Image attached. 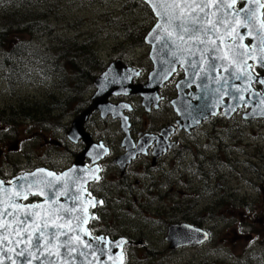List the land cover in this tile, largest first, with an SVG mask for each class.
Segmentation results:
<instances>
[{
  "label": "flooded vegetation",
  "instance_id": "1",
  "mask_svg": "<svg viewBox=\"0 0 264 264\" xmlns=\"http://www.w3.org/2000/svg\"><path fill=\"white\" fill-rule=\"evenodd\" d=\"M260 1L261 5L264 4V0ZM245 6L241 2L235 9H244ZM262 16L264 19V8ZM252 44L254 42L248 40L244 45L250 50ZM260 45L257 41V46ZM127 50L130 49L114 48L112 52L116 53L106 52L107 58L100 60L101 63L90 61L93 73L81 80L76 79L70 86L73 91L62 90L63 107L52 106L43 114L39 107L33 111L29 109L27 113L16 105L7 110L8 125L0 123L1 149L6 150V154L0 157V181L10 184L14 178L39 168L57 175L69 173L79 160L80 169L87 174L84 177L87 195L96 202L89 210L88 230L95 237L107 236L112 241L125 239L135 244L128 245L124 251L128 256H134L138 250L144 251L146 255L136 259L144 264L150 260L153 264L166 263L162 258L163 250L160 249V261L156 263L155 258L149 256L154 249L146 239L144 242L138 235H132L135 228L124 223L128 215L125 208L119 206L126 204L129 210L135 200L149 208L152 204H147V198L160 196L159 188L163 191L175 186L184 187L190 192L191 202L187 192H177L173 188L171 192L175 196L168 195V199L173 204L170 211H174L175 216L167 218L170 221L162 228L166 233L161 242L176 252L172 254L178 256L188 250L201 254L215 242L213 248H208L207 257L216 253L218 264H230L231 254L238 246L239 251L241 243L248 238H253L248 242V248L261 252L264 242L260 238V245L256 246L258 239L254 234H227L230 221L251 232L253 225L250 222L254 217L248 212L253 211L252 208L259 210L262 206L260 211L264 214V199H256V195H264V148L261 146L264 118L252 116L253 106L264 111V84L256 82L257 77L264 80V67L260 65L264 53L258 49L252 54L256 61H249L253 65L251 69L240 67L239 72L254 73L250 84L247 80L234 84L249 85L251 89L245 96L247 102H241L242 105H239L240 100L231 101L226 94L215 99L213 93L205 90L197 74L189 80L186 70L179 66L151 100L138 94H106L103 97L105 104L95 107L96 80L116 62L133 71V87L148 84L154 70L149 58L150 49H145L146 58L139 60ZM210 73L213 79V71L208 72L205 68L199 72L200 79L208 81ZM222 75L223 71H219L217 77ZM49 90H54L53 86ZM93 106L91 113L81 120V130L72 135L77 120ZM114 107L115 113H111ZM23 117L26 119L24 122ZM39 124L44 126L39 127ZM59 138L61 140H57ZM38 139L45 143L42 151L34 144ZM11 145L17 152L16 156H12ZM25 145L35 150L27 151L23 149ZM35 153H41L38 156L41 161L36 164L31 159ZM22 158L27 161H22ZM97 170L98 175L95 176ZM97 176L99 178L95 179ZM148 185L146 192L152 195H134ZM38 202L31 198L25 204ZM200 203L204 205L201 207ZM231 209L238 213L229 219L225 211ZM215 210L221 213L215 215ZM244 214L248 216L246 220ZM174 225H186L200 231L202 236L190 235L181 241L185 246L179 243L174 249L167 241ZM223 226L225 228L220 232ZM254 226L257 231V225ZM215 232L221 236L215 237ZM225 243L231 252L228 255L224 253ZM207 262L210 264L211 260Z\"/></svg>",
  "mask_w": 264,
  "mask_h": 264
},
{
  "label": "snow or ice",
  "instance_id": "2",
  "mask_svg": "<svg viewBox=\"0 0 264 264\" xmlns=\"http://www.w3.org/2000/svg\"><path fill=\"white\" fill-rule=\"evenodd\" d=\"M151 2V0H149ZM243 3H250L251 0H242ZM259 3V0H255ZM237 0H231L230 3L226 0H220V3H216V0H191L184 4L172 3L162 4L164 12H157L156 15H164L166 19L171 22L173 20L178 21L179 32H177V39L183 41L185 36L189 39L195 38V41L199 45H211L210 49L205 47L201 50L199 60L204 62V53L211 51L216 53L212 57L213 61H222V67L224 71L229 73V76L233 80H247L249 84L252 82L254 73L250 71L237 72L236 61L240 62V66L246 69H251L253 65L247 63V59L252 57V50L257 48V44L251 45L249 51L243 49L247 46L237 44V40L244 39V36L252 37L258 41L259 44L264 45V19H261L257 15V11L254 8L235 9ZM156 7V5H153ZM264 8V4L260 5ZM215 9V11L213 10ZM240 12H243V20L238 19ZM211 17H215L212 19ZM232 17V19H229ZM258 22V26H257ZM239 26L244 29L243 34H237V36L231 39L227 45L228 51H225L220 45L216 43L218 39L221 44L224 43L225 36H231V33L235 31V26ZM251 25V27H249ZM157 29L161 28V25L156 26ZM224 27L225 32L220 33L219 28ZM168 37L172 36L171 32L165 29ZM182 33V34H181ZM215 36L216 39H212L209 34ZM255 33V34H254ZM229 52L235 58L229 60ZM222 53V54H221ZM261 67H264V56L260 59ZM231 69V70H230ZM202 71L203 69H197ZM211 70L216 71V64H211ZM219 82V78L217 80ZM257 83L264 84V80L256 78ZM219 91V89H217ZM244 91L251 92L250 87L247 88H235L236 93H242ZM234 99L240 100L241 96H234ZM98 171V170H97ZM40 172H44L43 169ZM36 174L34 173L33 176ZM54 173H47V176L52 177ZM67 176V173L64 174ZM98 179L99 177H94ZM59 179V178H57ZM5 181H0V192L8 194V189H5L3 185ZM10 183V182H9ZM44 183L47 188V192L41 190L35 195L44 197L43 204H23L17 203V200H27L31 193L28 190L17 191L13 194L15 199H4L0 197V264H17L18 258H23L22 264H33L34 261L39 264H61L62 260L71 261L76 257H82L83 251H80L75 246V241H79L82 235H90L87 229L83 228V225L87 223V217L83 215L87 209L82 208L81 215L73 217V212L76 210V205L79 202L80 192L73 189L70 194L66 189V185L61 184L60 188L51 184V181H40ZM33 185L29 184V189ZM64 196L72 200V206L70 208L63 209L60 212L62 205H58L59 197ZM102 203V201H100ZM50 205L45 216H41V210L45 208V205ZM7 217V219H6ZM76 220V224L72 225V220ZM57 221H62L57 223ZM15 235L16 240H10L9 236ZM61 237L64 239L61 240ZM59 241L58 244L53 242ZM96 243L106 244L104 237L96 238ZM24 246L16 251L14 247L5 245H20ZM81 246L84 249L91 247L88 241H81ZM52 248L63 249L61 253L59 250L52 251Z\"/></svg>",
  "mask_w": 264,
  "mask_h": 264
},
{
  "label": "water",
  "instance_id": "3",
  "mask_svg": "<svg viewBox=\"0 0 264 264\" xmlns=\"http://www.w3.org/2000/svg\"><path fill=\"white\" fill-rule=\"evenodd\" d=\"M144 2L152 11L155 19L156 24L148 34V36L145 39V43L147 45H150L152 47L151 51V59L154 63V71L150 75V81L148 84L144 87H132L131 81H132V72L129 69H123V67L119 65H115L114 68H110L108 72L104 73L97 81H96V87L98 88V93L95 96V107L100 106L104 103V96L106 94H138L141 96H144L148 98L152 93H156L160 86L168 81V77L170 78L171 75L175 73V70L181 66L186 70L187 77H189V80H192L194 78V75H198V80L202 83H204L203 79H200V74L197 69H205L208 68V72H211V64H216V71L213 72V79L208 80V83H205V90H208L210 94H214L213 97L216 99L218 97H222L226 94V97H228L231 101L234 99V96L241 95L242 99H240L239 105H242V103L247 102L245 100V96L247 95L248 91H244L242 93H236L235 88H247L245 85L241 86H235L234 84L239 82V80H233L229 73L224 71V68L221 66L222 61H213L212 57L214 55H217L216 53H212L211 51L204 53V62L201 63L199 60V56L201 54V50L205 47L209 48L211 45H199L196 43L195 38L189 39L187 36H185V39L183 41L177 39V32H179L178 28V21H171L169 22L164 15H156L157 12H164V8L161 7L162 4H172V3H180L184 4L186 2H191V0H139ZM226 2L230 3L231 0H226ZM242 0H237V3H241ZM216 3H220V0H216ZM246 4V3H245ZM153 5H156V7H153ZM261 1L259 0V3H256L255 0H251L250 3H247L245 8H254L257 11V15L263 18L262 16V7H260ZM215 11V9H213ZM243 12H240L238 19L243 20ZM212 19H215V17H211ZM229 19H232V17H229ZM161 25L162 27L157 29V25ZM251 27V25L249 26ZM165 29H167L168 32L172 33L171 37L167 36V33L165 32ZM220 33L225 32L224 27H220L219 29ZM243 34L244 29L239 27L238 25L235 26V31L231 33V36H225L224 43L221 44V42L217 39L216 43L220 45L222 48H224L225 51H228L227 45L229 41L237 36V34ZM182 34V33H181ZM255 34V33H254ZM212 39H216L215 36H212L211 33L209 34ZM251 40L254 43L257 44V41L254 40L252 37L244 36V39L237 40V44L244 45L246 41ZM260 50L264 53V46L260 45L257 46L255 50H252V54L256 50ZM244 51H249V48L246 47V49H243ZM222 54V53H221ZM254 57V56H252ZM235 59L231 52H229V60ZM256 61L254 58L247 59V63L249 64V61ZM236 67V71L239 72L240 70V62L237 60L236 64L234 65ZM231 70V69H230ZM129 71V74L127 72ZM219 71H223L222 76L217 77ZM194 74V75H193ZM209 78H211V73ZM219 78V82H217ZM222 79L225 81V86L223 87L224 83L221 82ZM211 82V84H210ZM243 84V83H242ZM219 89V91H217ZM98 97V98H97ZM235 100V99H234ZM101 102V104H100ZM202 103H204V100H202ZM250 103V102H249ZM98 104V105H97ZM94 106L87 112H85L75 123L73 133H77L81 130V120H83L85 117H87L91 111L93 110ZM116 107H114L111 111V113H115ZM110 110V109H109ZM214 110V109H213ZM254 112L252 113V116H257V118L262 117L264 118V111L262 109H258L255 106H253ZM126 124V123H125ZM80 161L78 160L73 169L67 173V176L64 174L57 175L55 174L52 177L47 176V173L49 171L44 170V172H40V170L34 172L36 175L33 176L32 174H26L21 175L20 177L13 180L12 184H4L3 187L5 189H8V194L5 195L4 192H0V197H3L4 199L12 198L15 199L13 194L17 191H25L28 190L33 194H30L28 198L31 197H39L43 200L41 204L44 203V197L35 195L34 193H38L41 190H44L47 192V188L45 187L44 183H40V181H51V184L54 185L57 188H60L61 184L66 185V189L61 190H67L70 194L73 192V189L80 192V198L79 202L76 205V210L73 212V217L76 215H81V209L86 208V213H83V215L87 216L89 209L91 207L93 208L96 204L95 201H91L88 199V195L86 192V185L84 184L85 178L87 176L86 172L80 169ZM52 173V172H51ZM98 175V171L95 172V176ZM98 177V176H97ZM59 178V179H57ZM32 184L33 186L29 189V184ZM84 184V185H83ZM26 200H17V203H23ZM58 205H62L63 207L60 209V212H63V209L70 208L72 206V200L68 197L61 196L58 200ZM51 207L50 205H45V208L41 210V216H45V214L48 211V208ZM89 217V214H88ZM7 219V217H6ZM90 219V217H89ZM62 221H57V223H60ZM76 224V220H72V225L74 226ZM87 224L83 225V228L87 229ZM88 231V229H87ZM197 230L192 229L191 227L184 226V225H178L173 226L170 229V235L167 238V241L171 242L174 246V249L178 247V244H175V237H181L180 238V244L181 246H185V242H181L182 239H187L190 235L193 236L195 233H199ZM89 232V231H88ZM205 233V232H203ZM206 234V233H205ZM10 240H16L17 237L13 234L9 236ZM64 238L61 237V240ZM206 240V239H205ZM204 240V241H205ZM81 241H88V243L91 245V247L84 249L81 246ZM105 241H107L106 244H97L96 238H94L91 234L90 235H82L80 237L79 241H75V246L78 250L83 251L84 255L82 257H76L72 259L71 261L62 260L61 264H124V247L125 245L130 244L127 240L121 239L118 241H112L109 238H105ZM54 244H58L59 241L53 242ZM184 243V244H183ZM187 243V242H186ZM203 243V242H201ZM175 244V245H174ZM12 246L15 248L16 251H19L21 247H23V244L20 245H5V247ZM52 251L59 250L61 253L63 252V249H56L52 248ZM23 258L17 259V264H22ZM5 264H7V261H5ZM33 264H39V262L34 261Z\"/></svg>",
  "mask_w": 264,
  "mask_h": 264
},
{
  "label": "rangeland",
  "instance_id": "4",
  "mask_svg": "<svg viewBox=\"0 0 264 264\" xmlns=\"http://www.w3.org/2000/svg\"><path fill=\"white\" fill-rule=\"evenodd\" d=\"M29 1H31V0H29ZM70 1L71 0H69L68 4L66 6H68V7L71 6ZM14 2L15 1L9 2L6 5L7 7H4L3 9H5V8L10 9L11 7H15L16 3H14ZM61 2H62V0H61ZM113 2H114V6H113ZM38 4H39L40 8H38L39 7L38 6L36 8L32 7V9L33 10L36 9V11L40 12V14H39L40 19L43 17V15L45 13H47L46 17L50 18V20L47 21V24L53 25V26L50 25V26H52L53 30H52V33H48L49 37H45L44 35H42L44 42H45V45L44 44L40 45V46H38V48H39L40 52H43V50L46 49L50 45L51 41L53 40L54 37H56L58 35V33H64V34L69 33L68 30L67 31L63 30L65 28V26L68 25L69 17L67 16V12L65 13V15L61 16V13L63 11H62V8H58V5H54L52 7L54 9V11H52V9L49 8L48 6H44V5H47L48 2H45L43 0H39ZM73 4L75 5L74 8L69 10V15L72 16L70 20H73L72 22L75 21L77 23L79 21L83 20V22L81 24H79V25L75 24L73 26V28L71 30L75 32V31H79L82 28H88V29L93 28L94 27L93 25L95 24V22H93V18L97 19L98 21L100 19L101 21L99 23L101 24V26H107L108 25L110 27V25L108 23H110L111 19H114V16L116 17V15L109 14V12L113 9V7H115L117 4H120V3L118 2V0H103V1L96 3V4H93V5L91 3H86V4L82 3L81 4V3H76V2H74ZM4 5H5V3L3 2L1 4V6H4ZM26 6L27 5H17V7L20 8V10H22V11L28 9V8L26 9ZM81 10H83V11H81ZM0 12L2 13L4 11L0 10ZM56 13H57V16H56ZM119 13H122V12L119 11L118 15H119ZM143 13H144L143 11H141L140 9H137L135 14H138V15L135 19L142 22L144 20V14ZM100 16H101V18H100ZM0 20H1L0 28H3L4 24L2 22L1 17H0ZM120 21L128 23L129 26H130V23H132V22H129L128 19H120ZM12 22L15 25L14 30H13L14 32L19 31L21 29V27L24 26V25H22L20 27L18 25V22H15V21H12ZM135 23H137V22L133 21V25ZM116 24L117 23H115L114 26H116ZM117 26H119L116 28L119 31V34L123 35L126 32V29H124L120 24ZM16 35H17L16 33H13L11 35V37L9 39V43H10V41L15 39ZM53 35H54V37H52ZM79 37H80L79 39L84 38L82 33L79 35ZM120 38H121L120 36L115 37V39H120ZM115 41L116 40H110L111 44L109 46H106L105 44L103 46H101L99 43H97V45L95 47L97 50L102 49L103 52H105L103 49H110V48H111V51L114 48L130 49L127 51H130L131 54H135V55H131V56L137 58V60H139V58L140 59L146 58L145 57L146 56L145 48L144 49L138 48V45H135V44L131 43L130 41L128 42L127 38L126 39L123 38L121 43H116L115 46H111L112 43ZM14 42H15V40L12 43H14ZM47 44H48V46H47ZM11 50H13L12 46H10L8 51H11ZM0 51H1V48H0ZM111 53H116V52L113 51ZM104 58H107L106 53H104ZM62 66H65V64L63 63ZM0 70H3V68L1 66H0ZM20 79L25 80L23 78H20ZM2 80H3V76H0V123L2 121V117H4V114H3L4 111L8 110L9 108H12L15 103H17V104L28 103L31 100V98L36 100V101L39 100L37 102V105H39V110L42 114L45 113L46 111L40 109V108H42L41 103H45V101H52V100H49V98L51 96H53L54 91L56 90V89H54V90L45 89L46 79H41L40 76H38V77H32L28 80H25V83H22L21 87H18L15 93H14V89H15L14 86H16V85L18 86L19 84L14 83V86H13V88H11L10 93L6 94V93H3V90L5 87H4ZM47 105L51 107V106H53V103L47 104ZM43 117H45V114L43 115ZM262 134H264L263 130H262ZM0 135H1V133H0ZM43 138L45 139L44 136H43ZM57 140H61V138H59ZM34 144L36 145V148L41 150V151L44 147L42 145L43 144L45 145V143L42 139L35 140ZM261 146L264 148V138L261 139ZM1 147H2V143L0 141V157H3L6 154V153H4V152H6V150L4 148L1 149ZM9 148L11 149L12 152H14L12 156H16L17 152L14 150V146L11 145ZM23 149H26L27 151H30V150L34 151L35 150V148L30 149L29 145H25L23 147ZM38 156H41V153H35L32 155L31 159L33 160V163L36 164L37 162L41 161V158H39ZM16 160H18V158ZM21 160L27 161L26 158H22ZM148 187H149V185L144 187V189L142 190L141 193H138V191H136L134 195H139L141 197L145 196L146 194L148 196L152 195V193L146 192ZM173 188H176L177 192L179 190H181V192H183V193L187 192L188 197H189L190 202H191V196H190V192H188V190H186L184 187L181 188L178 186H175ZM173 188L166 189L163 191L161 190V188H159V195L160 196H157V198H155V197L147 198V202H148L147 204L148 205L152 204V206L149 208H146L145 206H143L142 202H138L135 200H133L129 210L126 209V207H127L126 204L124 205V207L119 206L120 208H125V212L128 215V217L124 221V223L128 226H132L135 228V231H134V233H132V235H136V236L138 235L137 237L138 238L141 237L142 238L141 240H143L144 242L146 239V242L149 244L150 248L154 249V252L150 253L149 256L155 258V260L160 261L159 255H160V249H161V250H163L162 258L164 260H166L165 264H207L208 263L207 261H209V260H211L210 264H215V263L218 264L217 263L218 259L216 258V253H214V255H210L207 257V255L209 253L208 248H213L215 246V242L213 244H211L210 247H207L206 249L202 250L201 252H203V253H201V254H199L197 251L188 250L185 253H179L178 256L176 254H170V252L168 250L169 248L166 247L161 242V238L166 233V231L164 233L163 229H162L163 226L165 225L164 223L170 221L167 218H169L171 216H175V212L170 211L171 209H173V206H172L173 204H171L172 202L168 199V195H170L171 197L175 196V193L171 192V190ZM177 197L178 196H176V198ZM256 199H264V195H256ZM203 205H204V203H200L201 207ZM161 207H162V209L158 210V208H161ZM252 209H253V211L248 212L251 215H253V217H254L253 221L250 222V224L253 225V228L250 227L251 232H249V230L246 229L245 227L238 226L237 222L230 221V226L228 225L229 233L227 235L234 236V235H239L242 233L252 234L253 231L256 234H260L262 231L263 235H264V223H263L264 222V219H263L264 214H262L261 213L262 211H260L262 209V206L259 208V210L258 209L255 210L254 208H252ZM218 212L221 213L218 210H215L213 213L216 215V213H218ZM237 213L238 212L236 210H233V209L225 211V215H227V217H229V219L232 217H235ZM244 218L246 220L248 218V216L244 214ZM254 225H257L258 233L256 232V227ZM224 228H225V226L221 227L220 232H222L224 230ZM130 229H132V228H130ZM220 236L221 235H218V232H215V237H220ZM253 236L258 239V240H256V242L259 246L260 244L258 243V241L260 240V238L257 237V235H255V234ZM262 239L264 240V236L262 237ZM239 240H241V237H239ZM249 241H253V238H248V240L241 243L240 250L238 251V249H239V246H238V249H236L234 251V255H235L234 257H235V259H237V262H240L242 264L243 263L260 264V261L257 260L256 257L251 258V256H254L255 252L253 253V255H251L252 251L248 250V242ZM177 244H179V241H177ZM227 245H228V243H225V245H224V247H225L224 253L226 255L231 253L230 250H228ZM263 251H264V249L261 250V253ZM145 255L146 254H144V251L138 250L137 254H135L133 257L135 259H137V258H141L142 256H145ZM153 263L154 262L150 260V261L146 262L145 264H153ZM140 264H142V263H140Z\"/></svg>",
  "mask_w": 264,
  "mask_h": 264
},
{
  "label": "trees",
  "instance_id": "5",
  "mask_svg": "<svg viewBox=\"0 0 264 264\" xmlns=\"http://www.w3.org/2000/svg\"><path fill=\"white\" fill-rule=\"evenodd\" d=\"M13 1L16 2L15 7L3 9L4 7H7L6 5L9 2ZM43 1L48 2V4L44 6H48L52 9V11H54L52 8L54 5L62 4L61 0ZM85 1L87 0H71V6H67V9H65L69 13V10L73 9L75 6L73 4L74 2L86 4ZM88 1L91 3H97L100 0ZM68 2L69 0L64 1L63 3L66 4ZM118 2L120 4H117L109 12V14L116 15V17L114 16V19H111V22L108 24L113 26L116 32H119L116 28L119 27L117 25L120 24L124 29H126V32L122 35L123 38H127L128 42L130 41L135 45H143L147 33L155 23L151 10L148 6L138 0H118ZM38 3L39 0H9L5 2L4 6H1L2 3H0V10L4 11L2 13L0 12V17L4 24V27L0 28V66L3 68V70L0 71H4L6 75H12V78L20 76L21 78L28 80L29 78L40 76L41 79L49 81L52 84L53 89L56 90L54 91L53 96L49 98V100L52 101H45V103H41L42 110L47 111L52 107L47 104L53 103V106L63 107L65 105V101H63L62 90L73 91V88L70 86L73 85L76 79L81 80L93 73L90 61L95 60L98 63H101L100 59L96 55L95 46L103 39V34L102 30L96 32L94 31L95 28L91 29L89 30L90 33L88 32L83 34L84 38L82 43L79 42L80 37L73 35L71 31L67 34L61 33L56 37L53 35L52 37L54 38L50 45L44 49L43 52H40L38 46L43 44L45 45L42 35L49 37L48 33H52L53 25L50 24L52 25L50 26L47 24V21L50 20L49 17H46L47 13H45L40 19V12L36 11V9H32V7H38ZM17 5H27L26 9H28L22 11L17 7ZM38 8H40V6ZM137 9L144 12V20L142 22L135 19L138 15L135 14ZM119 11L122 13H119L118 15ZM69 17V23H71L73 21L70 20L72 16L69 15ZM120 19H128V21L132 23H130L129 26L128 23L122 22ZM12 21L18 22L20 27L22 25L24 26H22L19 31L14 32L13 30L15 25ZM133 21L137 23L133 25ZM81 22H83V20ZM115 23H117L116 26H114ZM13 33L17 34L14 39L15 42L12 43L14 41L12 40L9 43V39ZM115 44L116 43L113 42L111 46H115ZM10 46H12L13 50L8 51ZM63 63L65 66H62ZM23 106L25 105L23 104ZM26 106L27 108H23L26 111L25 113L30 112V110L33 111L35 107H39V105H37L34 101L29 102ZM43 126L44 124H39V127ZM251 228H253V226ZM256 232L258 233V231ZM252 234L257 235L254 231ZM258 235H260L259 238H261L262 242H264L262 239L264 236L263 232L261 231ZM262 247H264V244ZM168 250L170 254L176 253L170 249ZM248 250L252 251L253 249L248 248ZM150 253L152 252H149V254ZM253 253L254 256H251V258L256 257V259L260 261V264H264V252L261 253L252 251L251 255H253ZM234 256V254H231L232 258L229 260L230 264H242L240 262H236L237 259H235ZM127 264H129V262Z\"/></svg>",
  "mask_w": 264,
  "mask_h": 264
}]
</instances>
